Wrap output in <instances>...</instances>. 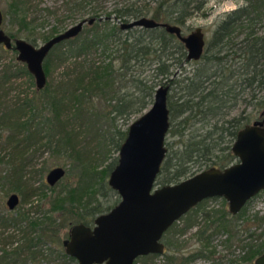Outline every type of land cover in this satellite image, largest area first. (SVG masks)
<instances>
[{
    "label": "trees",
    "instance_id": "trees-1",
    "mask_svg": "<svg viewBox=\"0 0 264 264\" xmlns=\"http://www.w3.org/2000/svg\"><path fill=\"white\" fill-rule=\"evenodd\" d=\"M34 1L12 0L3 13L2 26L17 27L16 32L8 33L12 38L20 37L19 34L30 27L27 14ZM92 1L96 0H68L73 5L70 8L72 14L82 11L85 16L90 15L88 19L94 17L95 21L88 25L85 33L54 45L44 58L47 77H51L53 69H62L56 81L46 80V85L37 89L32 73L25 63L16 60V56L0 67V164L5 162L10 168L8 174H0V188L7 183L17 189L23 203L31 197L39 198L36 205L19 208L15 213L0 212V264L76 263L64 251L61 229L72 222L91 223L96 215L109 211L119 201L108 203L116 192L106 180L117 160H111L99 171L94 168L93 161L98 158L89 141L86 146H80L81 130L90 134L97 147L108 144L119 151L128 132V127L122 129L121 125L152 103L159 84H168L170 88L178 86L180 94L176 97L168 92V133L179 136L181 143L175 146L165 141L167 153L155 181L157 186L175 183L196 174L203 165L205 169L224 168L236 158L230 145L223 147L220 143L225 141L226 133L236 138L237 131L242 128L240 118L227 120L230 125H235L233 130L215 122L212 129L204 133L186 132L193 122H205L226 105V97H230L233 90L229 79L237 73L239 85L264 84V0H243L240 6L225 12L206 40L201 58L190 60L198 63L192 75L180 79L173 75L174 66L180 67L190 61L186 60L184 43L175 34L161 28L136 27L124 31L121 24L147 16L181 27L188 17L204 15L207 0H119V6L104 12L92 6L87 9ZM257 28L262 31L258 32ZM58 32V28L51 27L39 36L48 40ZM240 34H243L241 40H234ZM38 38L30 36L26 40L35 44ZM4 51L16 52L13 49ZM230 57L232 64L238 63V68L231 70L228 67L230 75L225 77L224 60ZM214 66L217 68L212 69ZM148 70L151 72L144 74ZM20 76L27 77L30 86L35 85V88L31 90V96L17 95L10 99L15 83L12 80ZM215 76L225 78L216 80ZM96 97L106 102L101 110L95 109ZM99 118L106 121L108 128L100 131L98 127L95 132ZM43 147L53 155L63 152L74 161L72 165L81 166L80 178L75 185L68 184L59 190L47 184L44 188L33 187L30 178H25L26 173H31L27 166L35 153L37 156L42 153ZM105 154L101 152V155ZM97 192L105 196L106 201L100 200ZM242 212L243 209L228 216L224 210L210 222L217 223L216 232H227L232 238L231 219ZM254 234L255 231L249 234V241ZM204 244H207L205 250H199L194 256L214 253L208 241ZM167 245L166 242V249ZM241 249L244 254L240 261L253 262L264 251V239L259 243H242ZM167 257L170 258L168 254ZM189 258L193 255L186 257L182 264Z\"/></svg>",
    "mask_w": 264,
    "mask_h": 264
},
{
    "label": "water",
    "instance_id": "water-1",
    "mask_svg": "<svg viewBox=\"0 0 264 264\" xmlns=\"http://www.w3.org/2000/svg\"><path fill=\"white\" fill-rule=\"evenodd\" d=\"M3 21L0 9V44L17 52L16 60L26 64L40 90L47 83L43 63L52 47L81 33L83 25H92L95 18L83 19L40 45L21 37L12 38L2 29ZM136 27L161 28L175 34L184 43L188 61L199 60L204 53L207 41L200 26L184 34L179 25L147 16L121 24L124 31ZM169 89L170 85L159 84L149 109L128 126L117 164L107 181L120 196L119 201L109 211L95 216L91 226L82 222L70 226L68 237L62 239L64 251L77 264H134L139 256L163 254L162 235L200 201L221 196L228 201V210L237 214L264 189V117L237 131L231 145L237 162L224 168L208 167L175 183L156 185L167 153ZM64 173L62 166L52 168L46 174L47 183L54 185ZM19 201L18 194L11 193L6 205L14 209ZM253 263L264 264V251Z\"/></svg>",
    "mask_w": 264,
    "mask_h": 264
},
{
    "label": "rangeland",
    "instance_id": "rangeland-1",
    "mask_svg": "<svg viewBox=\"0 0 264 264\" xmlns=\"http://www.w3.org/2000/svg\"><path fill=\"white\" fill-rule=\"evenodd\" d=\"M11 1L12 0H0V9L3 11V13L7 11L8 5L11 3ZM242 3L243 0H207L204 8V15L202 13H199L188 17V19L185 21V25L181 26L182 32L184 34H188L192 30L200 26L202 28V31H204L205 38L207 40L210 37L212 30L215 28L216 24L220 21L221 16L225 12H229L232 9L240 6ZM118 4H120L119 0H96L92 1L90 5L88 4L89 6L87 7V9L91 8L92 6L100 8V10L104 12L112 10L115 6H119ZM71 7H73V5L71 2L69 3L68 0H35L34 2H32V7H30L27 14V21L31 23L29 25L30 27L28 28V30L22 31L19 34L20 37L25 39H30V36H35L36 38L39 37L35 41V44L40 45L46 40L41 38L39 35L42 33H47L51 29V27L58 28V33H61L70 28L72 25L81 22V20L88 19V17L90 16H85V13H82V11H77L76 13L72 14L70 12ZM46 9H49L52 12L48 13ZM114 22L115 20L113 19L112 23ZM83 26L84 29L81 33H85V30L89 27L87 24H84ZM2 29L6 33H14L17 31L16 26H8L7 24L3 25ZM257 29L258 32L262 31V29ZM242 35H238L234 40H241ZM4 50L5 48L3 47V45H0V67L2 65L4 66L10 63L12 56L17 55V52H15L14 54L11 51L6 52ZM231 57L225 58L224 60V64H226V67H224L223 70V72L226 73L225 77H228L230 75L228 67H231V70H237L238 68L237 62H234V64H232L233 62L231 60ZM197 66L198 63H195L193 61L184 63L183 66L180 67L174 66L173 75L177 79H180L185 75L191 76L193 70ZM215 68L217 67L214 66L212 69ZM61 72L62 69L60 67L53 69L51 77L48 76L47 81H56L60 77ZM150 72L151 71L148 70L144 74H149ZM215 77L216 80L222 79V77L220 78V76ZM239 80V74L237 73H235L233 77L229 79V83L233 84V90H231L232 94L230 97H226V105L220 111L215 113L214 116L208 117L205 122L196 120L195 122H193L194 124L191 125L192 127L190 126L191 129H187L186 132L192 131L193 133H204L206 130L212 129V125L215 122H217V125L228 126L230 130H233L235 125H230L227 120L238 117L240 118V125L241 127H243L245 124L252 123L254 120L263 117L264 114L262 115L261 112L264 110V104L263 106H261V104H259L258 102H264V84L258 86L255 83L252 86H245V84L239 85ZM12 81L15 83L14 88L10 91V99L16 98L17 95L23 97L25 94H29V96H31V90L35 88V85L30 86L27 77L20 76L19 78L17 77ZM170 94H173L175 97L180 94L179 87H171L169 91V95ZM94 102L96 106L95 109L99 110H101L106 103H104V99H101L100 97L94 98ZM149 107L150 105L145 110L149 109ZM143 112L130 116L125 124L121 125L122 129H126L129 124L137 117H139V115ZM75 127L77 129L78 125L76 124ZM98 127L100 131L102 129L108 128L106 125V121L101 118H99L98 122L95 124V132L97 131ZM80 133V146H86L87 142L89 141L92 146L93 153L98 158L93 161L94 168H96L98 171L99 169L108 165L111 160L118 159L119 152L113 145L107 144L104 147H97V143H95V141L91 139L90 134H85V132H83L82 130L80 131ZM165 139L170 144L174 143L175 146H178L181 143L180 137L177 135H173L171 132L166 135ZM4 140L5 138L3 137L2 141ZM234 140L235 138L232 135L226 133V139L225 141L220 143V146H231ZM41 151L42 153L38 156L35 153L31 164L27 166V169L30 170L31 173L25 174V178H30V182L32 183L33 187L41 186L42 188H44L46 184L49 185L46 181V174L49 172V170L55 168L56 166H62L65 169L63 177L59 179L55 185H53V187H56V190L64 189L66 186L68 187V184L75 185L77 183L80 178L79 174L81 171V166L77 167L76 165H72V162L74 161L67 155L64 156L63 152L53 155V153H51L49 149L44 147L41 149ZM101 152L102 154L106 153L105 156L101 155ZM236 161L237 158L233 160V162ZM198 169L200 170L195 171H202L205 169V166L203 165ZM9 171L10 168L8 164H6L5 162L0 164V174H8ZM106 180H108V177L106 178ZM11 188L12 187H10V185H8L7 183L0 188V212L11 211L15 213L19 208L23 209L37 204L38 197H31L30 201L23 203L21 200L22 194L17 189ZM15 192L18 194L20 201L14 209H9L6 205L7 198L11 193ZM47 193H50V191L47 190ZM114 195H111V200L109 199L110 201L108 203L120 199V196L117 193ZM96 196L100 200L106 201V197L99 195L98 192L96 193ZM43 200L44 199H42V201ZM47 206L48 203L45 204L43 208L45 209L47 208ZM224 210L227 211V213L229 214L228 216L233 215L230 211H228V201L221 196L211 197L200 201L197 206L187 211L186 215L176 220L172 228L166 231L164 238L165 243L167 242L168 245L166 251L163 254H154L150 257H146L148 255L137 257L134 264H182L185 258L189 257L190 255H193V258H189L186 264H254L253 262L249 263L248 261L244 260L242 262L240 261V257L242 256V254H244L241 249V245L242 243L246 242L259 243L264 239V189L251 198V200L245 205V208L243 209V212L240 216L233 217L231 219V222H233L234 232V236L232 238L227 232H216L215 228L217 223L210 222L216 216H219L221 211ZM41 213L42 212L40 211L39 214ZM58 214L59 213H55V215ZM61 230V238H63L66 237L70 229L68 226H66ZM254 231L255 234L252 237V240L250 239L249 241L248 236ZM207 241L209 244L208 246L214 250V253L210 255L199 254L194 256L195 254L199 253V250H205L207 244L204 243ZM167 254L170 258L167 257ZM203 254L206 253L204 252ZM28 264L38 263L29 262ZM39 264L44 263L39 262ZM72 264H77V262Z\"/></svg>",
    "mask_w": 264,
    "mask_h": 264
},
{
    "label": "flooded vegetation",
    "instance_id": "flooded-vegetation-1",
    "mask_svg": "<svg viewBox=\"0 0 264 264\" xmlns=\"http://www.w3.org/2000/svg\"><path fill=\"white\" fill-rule=\"evenodd\" d=\"M1 11H2V10H1ZM2 13H3V11H2ZM0 45H2V44H0ZM3 47H4V46H3ZM4 48H5V47H4ZM263 117H264V116H263ZM231 150H232V147H231ZM234 156H235V155H234ZM236 158H237V161H238V157H236ZM237 161H236V162H237ZM232 163H235V162H232ZM232 163H230V164H232ZM56 183H57V182H56ZM56 183H55V184H56ZM55 184H54V185H55ZM52 186H53V185H52ZM262 190H263V189H262ZM260 192H261V191H260ZM250 200H251V198H250ZM248 202H249V201H248ZM248 202H247V203H248ZM244 208H245V206L242 207L241 210L244 209ZM228 211H229V210H228ZM98 215H99V214H98ZM185 215H186V214H185ZM96 216H97V215H96ZM183 216H184V215H183ZM94 219H95V218H94ZM80 222H82V221H80ZM80 222H72V223L70 224V226H72V225H74V224H77V223H80ZM93 222H94V220L91 221V223H88V224H86V223H84V222H82V223H84L85 225H90V226H91V225L93 224ZM175 222H176V221H175ZM175 222H174V223H175ZM174 223H173V225H174ZM173 225H172V226H173ZM70 226H69V228H70ZM172 226H170L166 231H168ZM165 233H166V232H165ZM165 233L162 235V236H163V237H162V243H163V245L165 246V247H164V252L166 251V243H165V238H164V237H165ZM68 235H69V231H68ZM66 237H68V236H66ZM66 237H64V238H66ZM64 238H63V239H64ZM164 252H163V253H164ZM153 255H154V254H153ZM135 261H136V259H135ZM76 262H77V261H76Z\"/></svg>",
    "mask_w": 264,
    "mask_h": 264
}]
</instances>
